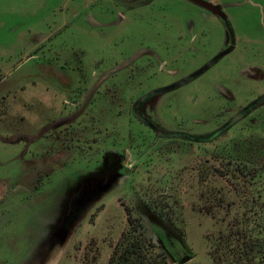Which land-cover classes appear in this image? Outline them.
Masks as SVG:
<instances>
[{"label":"rangeland","instance_id":"rangeland-1","mask_svg":"<svg viewBox=\"0 0 264 264\" xmlns=\"http://www.w3.org/2000/svg\"><path fill=\"white\" fill-rule=\"evenodd\" d=\"M207 1L225 4L232 35L190 0H0V264H129L163 251L168 264H241L235 247L264 238V163L231 169L225 155L254 138L248 119L198 143L158 138L132 110L230 47L143 112L202 135L264 93V0ZM163 239L192 258L175 261Z\"/></svg>","mask_w":264,"mask_h":264},{"label":"trees","instance_id":"trees-1","mask_svg":"<svg viewBox=\"0 0 264 264\" xmlns=\"http://www.w3.org/2000/svg\"><path fill=\"white\" fill-rule=\"evenodd\" d=\"M145 105V103H144ZM255 129V130H254ZM252 133H254V138L253 139H245V138H240L238 139L240 142L234 144L233 149L236 151V153H227L226 158L230 160V168L234 169L237 168L241 171H245V169L242 168L243 165L247 166L249 170L253 167V163L251 159L257 158L258 163H264V126L260 127H254L251 129ZM210 133L207 134H202L198 135L200 139H207ZM264 165V164H263ZM263 170H258L259 175L262 174ZM159 217H162V222H166L171 224L165 219L162 215L159 213H156ZM264 216V215H263ZM264 225V223L262 224ZM175 229H177V225L175 224L173 226ZM163 241L167 244H171L170 248H172V257L174 258L175 261L184 263L188 259L192 258L191 253L188 249L183 248L180 252H177L173 246L172 242L169 239H163ZM135 242H130L126 246V252L130 255L134 253V250L136 249L135 247ZM168 246V245H167ZM168 246V247H169ZM231 246V245H230ZM237 249L238 253H240V259L237 261H241V264H255V261H261V258L264 259V238L262 240L254 239L251 240L247 243H243L242 247L236 246L235 250ZM232 251H234V248H231ZM128 254H126V257H128ZM161 259L159 258H154L153 261H135L131 262L129 264H168L166 254L165 252H161ZM233 258H235V255H232Z\"/></svg>","mask_w":264,"mask_h":264},{"label":"flooded vegetation","instance_id":"flooded-vegetation-1","mask_svg":"<svg viewBox=\"0 0 264 264\" xmlns=\"http://www.w3.org/2000/svg\"><path fill=\"white\" fill-rule=\"evenodd\" d=\"M114 1V0H113ZM141 1H146L147 0H141ZM207 1V0H206ZM116 2L118 3H126L123 2L122 0H116ZM140 2V1H139ZM211 2V1H208ZM135 3V2H134ZM132 3V4H134ZM137 3V2H136ZM195 3V2H194ZM213 3V2H211ZM197 4V3H196ZM215 5H219L221 6V9L225 12V4L224 3H213ZM200 5V4H198ZM201 6V5H200ZM203 7V6H202ZM205 9L209 10L212 14L216 15L224 24L226 31L228 34H231V30L229 28V23L230 20L228 18V21L224 20L222 17H220L219 15L215 14L214 12H212L210 9L204 7ZM226 13V12H225ZM227 15V13H226ZM228 17V16H227ZM231 26V24H230ZM232 29V28H231ZM232 35V34H231ZM230 46V45H229ZM227 49H224L222 52L226 51ZM233 50V49H232ZM231 51V50H230ZM229 51V52H230ZM220 52V53H222ZM226 55V54H225ZM217 62V61H216ZM214 64V63H213ZM211 64V66L213 65ZM210 66V67H211ZM209 67V68H210ZM208 68V69H209ZM205 72V71H204ZM203 72V73H204ZM201 75V74H200ZM195 78V77H194ZM192 78V79H194ZM186 78H183V80ZM191 79V80H192ZM190 80V81H191ZM182 81V80H181ZM188 81V82H190ZM180 82V81H179ZM187 82V83H188ZM186 84V83H185ZM183 85V84H182ZM181 86V85H180ZM179 86V87H180ZM165 87V86H164ZM172 90V89H171ZM152 91V90H151ZM170 91V90H169ZM150 92V91H149ZM167 92V91H166ZM164 92H159V93H155L150 95L149 97H147L146 99L143 100V104H138L136 107V110L133 109L134 104L132 106V110H133V114L136 118H138L141 122H144L145 124H147L151 130L154 132V134L156 135V137H165V138H182L188 141H197L198 143H208L211 142L213 140H215L217 137L222 136L225 132L230 131L234 125H236L237 123H239L240 121H243L244 119H248L246 124H243L244 127L247 128H254V127H258V126H264V93L260 94L257 98H255L253 101H251L248 105L244 106L243 108H241L240 110H238V112L232 116L231 118H229V120H227L224 124L220 125L219 127H217L214 131L209 132V136L207 137V139H200V137L198 135H191V134H184L187 136H191L194 138H186V137H177V136H167V134H173V133H178V132H170V131H164L162 129H160L153 121H151V119L149 117H147V115L143 112L142 108L143 106H145L149 101L153 100L157 95L162 94ZM143 96V95H142ZM145 103V105H144ZM162 133L161 135L159 133ZM183 134V133H180ZM83 220H80L77 224L78 226L81 224ZM76 224V225H77ZM78 227H76L77 230ZM76 232V231H75ZM75 233H73L70 237L69 243H71V239L73 238Z\"/></svg>","mask_w":264,"mask_h":264},{"label":"water","instance_id":"water-1","mask_svg":"<svg viewBox=\"0 0 264 264\" xmlns=\"http://www.w3.org/2000/svg\"><path fill=\"white\" fill-rule=\"evenodd\" d=\"M149 1V0H147ZM190 1H193L197 4H200L201 6L203 7H206L208 9H210L212 12H214L215 14L219 15L220 17H222L225 21L227 20L228 21V17L226 15V13L221 9V6L219 5H215L211 2H208L206 0H190ZM143 3H146V1H140V2H137V3H134V4H127L128 6H131V7H134V6H138L140 4H143ZM229 28L231 30V34H233L232 32V29H231V26H230V23H229ZM233 47H230L229 49H227L226 51L220 53L218 56H216L211 62L207 63L203 68H200L198 71H196L195 73H193L192 75H190L189 77H187L186 79L178 82V83H175V84H172V85H168V86H165V87H161V88H158V89H155V90H152L148 93H146L145 95L141 96L139 99H137V101L134 103V107L133 109L136 110V107L137 105L143 101L144 99H146L147 97H149L150 95L152 94H155V93H159V92H166V91H169L171 89H174V88H177L179 87L180 85L182 84H185L187 83L188 81H190L192 78L194 77H197L198 75L202 74L204 71H206L210 66L211 64L215 63L216 61H218L222 56H224L225 54L229 53L230 50H232ZM160 135L162 134L161 132L159 133ZM167 136L171 137V136H177V137H186V138H194V137H191V136H187V135H184V134H180V133H173V134H167Z\"/></svg>","mask_w":264,"mask_h":264},{"label":"snow or ice","instance_id":"snow-or-ice-1","mask_svg":"<svg viewBox=\"0 0 264 264\" xmlns=\"http://www.w3.org/2000/svg\"><path fill=\"white\" fill-rule=\"evenodd\" d=\"M107 163V161H105ZM104 169L101 168L100 171L102 172ZM95 175H99V173H96ZM90 177L84 176L81 177V182L87 181ZM62 223V211L58 210L56 215L53 216L51 223H50V230H49V236L54 237L58 233V229Z\"/></svg>","mask_w":264,"mask_h":264}]
</instances>
